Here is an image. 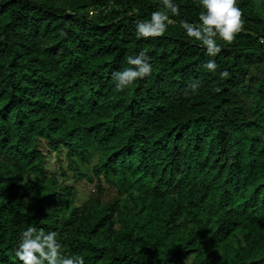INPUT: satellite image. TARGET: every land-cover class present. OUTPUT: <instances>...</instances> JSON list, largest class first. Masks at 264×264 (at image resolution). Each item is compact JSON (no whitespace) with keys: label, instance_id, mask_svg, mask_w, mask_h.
Here are the masks:
<instances>
[{"label":"trees","instance_id":"obj_1","mask_svg":"<svg viewBox=\"0 0 264 264\" xmlns=\"http://www.w3.org/2000/svg\"><path fill=\"white\" fill-rule=\"evenodd\" d=\"M177 3L138 40L159 0H0V264L28 226L83 264H264V0L215 57ZM141 50L151 75L115 91Z\"/></svg>","mask_w":264,"mask_h":264},{"label":"clouds","instance_id":"obj_2","mask_svg":"<svg viewBox=\"0 0 264 264\" xmlns=\"http://www.w3.org/2000/svg\"><path fill=\"white\" fill-rule=\"evenodd\" d=\"M161 7L152 11L148 19L135 22L136 39L158 37L169 27V14L179 15L177 0H159ZM200 8L198 21L180 20V28L186 37L198 41L205 48V54L215 57L221 48L218 41L231 43L241 30V11L237 0H197ZM127 63L131 67L113 73L114 89L124 91L134 82L151 75L153 65L146 52L141 50L136 55H129ZM209 73H215L218 65L214 59H209L203 65ZM227 75V72H221ZM193 93L200 88V82L193 80L187 85ZM15 255L21 264H83L79 256L65 255L61 241L55 231L37 230L28 226L19 233Z\"/></svg>","mask_w":264,"mask_h":264},{"label":"rangeland","instance_id":"obj_3","mask_svg":"<svg viewBox=\"0 0 264 264\" xmlns=\"http://www.w3.org/2000/svg\"><path fill=\"white\" fill-rule=\"evenodd\" d=\"M50 163H54V158H52L51 160H50ZM56 165V164H55ZM67 173H68V175H65V176H63V177H61L60 179L61 180H67L68 182H71L72 181V176H71V173H70V171H68L67 170ZM87 197H88V194H87V192L85 191V190H82L81 191V193H80V196H79V198H78V203L79 204H81L84 200H86L87 199Z\"/></svg>","mask_w":264,"mask_h":264}]
</instances>
